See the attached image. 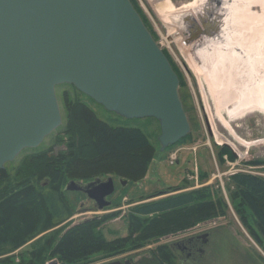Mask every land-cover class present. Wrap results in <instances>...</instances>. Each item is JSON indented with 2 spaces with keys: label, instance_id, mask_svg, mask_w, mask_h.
I'll list each match as a JSON object with an SVG mask.
<instances>
[{
  "label": "water",
  "instance_id": "obj_1",
  "mask_svg": "<svg viewBox=\"0 0 264 264\" xmlns=\"http://www.w3.org/2000/svg\"><path fill=\"white\" fill-rule=\"evenodd\" d=\"M178 22L194 40L189 14ZM62 84L126 120H156L160 151L190 132L178 75L131 0H0V170L60 127L55 88ZM64 189L98 212L115 186L108 175L71 179Z\"/></svg>",
  "mask_w": 264,
  "mask_h": 264
},
{
  "label": "rangeland",
  "instance_id": "obj_2",
  "mask_svg": "<svg viewBox=\"0 0 264 264\" xmlns=\"http://www.w3.org/2000/svg\"><path fill=\"white\" fill-rule=\"evenodd\" d=\"M131 1L180 79L179 94L191 126L190 132L176 144L160 151L158 142L160 129L158 122L153 118L126 120L106 111L71 85L56 86L55 94L62 115L60 127L47 136L38 147L22 150L12 162L7 163L5 169L9 174L26 156L46 151L47 158L44 161L32 160L40 183H46L48 165L53 166L56 159L71 154L72 138L68 133L62 132L66 120L64 97L69 101L85 102L97 116L111 125L126 124L141 128L154 146L155 154L143 179L136 182L126 180V183L121 185L120 180L113 176L115 190L108 197L111 204L102 211L82 210L79 205L84 203L83 196L79 193L66 192L65 198L73 209L72 217L67 220L61 213L60 216L51 218L49 221L51 227L35 235L13 252L0 256V264H38L39 257L35 254L46 239L54 236L53 243H56L68 228L88 222L87 220L96 221L91 228L94 234L104 241V248L101 243L99 246L101 250L94 251L98 249L95 247L84 248L80 252L83 254L70 264H102L113 260L124 261L128 257H132L135 264H264V240L255 226L254 217L241 202L237 189L230 180L231 175L235 173L264 178V143L245 148L216 117H212L214 132L225 138L233 148L228 144L227 150L224 149L223 143L217 144V139L207 122V113L201 108V104L203 107L204 104L197 82L183 61L182 51L180 52L181 47H184L181 41L185 38L181 22L176 20L165 24L155 11L159 0ZM169 1L178 10L172 16L180 17L187 12L179 8L192 0ZM172 31L177 38L175 40L169 37ZM207 104L209 107L208 101ZM229 120L237 137L247 142L264 138V115L261 112H249L244 117ZM232 151L236 154L234 159L229 156ZM84 152L89 155L88 148H85ZM174 153L176 161L169 164V156ZM99 178L105 179L106 176ZM201 189L207 193L203 196H200L201 192L194 193ZM188 192L194 193L195 202L204 199L216 201L217 218L206 224L195 223L181 234L144 243L135 240L136 224L139 220H144V217L134 214L133 209L136 206ZM74 196L79 198L81 196V199L75 200ZM218 201H221L222 205H219ZM202 233H208V242L202 246L203 254L195 261L187 260L185 254L179 251L174 252L176 257L170 258L162 249L163 245L174 244L189 235ZM257 236L259 240L256 239ZM90 250L92 252H89ZM50 263L64 264L58 262L57 256L49 257L42 264Z\"/></svg>",
  "mask_w": 264,
  "mask_h": 264
},
{
  "label": "trees",
  "instance_id": "obj_3",
  "mask_svg": "<svg viewBox=\"0 0 264 264\" xmlns=\"http://www.w3.org/2000/svg\"><path fill=\"white\" fill-rule=\"evenodd\" d=\"M63 103L66 120L62 132L71 136L73 149L71 154L56 159L55 165H48L46 183H40L32 164V160L44 161L46 151L26 156L10 174L5 168L0 170V256L13 252L51 227V218L61 213L64 218L72 216L73 209L65 198L64 188L68 180L89 181L111 175L136 182L146 176L154 157V146L141 128L111 125L83 101H69L64 97ZM85 148H88L89 155L84 152ZM229 156L235 158L232 152ZM230 180L241 202L254 217L255 226L264 240V178L235 173ZM199 192L200 196L207 193L202 189L194 193ZM194 193H181L136 206L134 214L144 217V220L136 224L135 240L144 243L184 232L195 223L216 219V201L204 199L195 202ZM218 203L222 205L221 201ZM94 224L95 220L73 225L56 243H53L54 236L46 239L35 254L39 257L38 264L55 256L58 262L70 264L83 254L80 252L84 248L101 250L100 243L104 248V241L91 228ZM256 239L259 240L258 236Z\"/></svg>",
  "mask_w": 264,
  "mask_h": 264
},
{
  "label": "bare ground",
  "instance_id": "obj_4",
  "mask_svg": "<svg viewBox=\"0 0 264 264\" xmlns=\"http://www.w3.org/2000/svg\"><path fill=\"white\" fill-rule=\"evenodd\" d=\"M197 1L184 4L179 10L188 12L200 4ZM156 6L155 11L165 24L179 21V16H172L177 9L169 0H159ZM218 23L211 37L189 43L185 35L181 41L185 48L180 49L183 61L197 82L217 144L232 147L214 132L212 117L243 147L264 143V138L247 142L237 137L229 120L249 112L264 115V0H228ZM169 37L177 39L174 32Z\"/></svg>",
  "mask_w": 264,
  "mask_h": 264
},
{
  "label": "flooded vegetation",
  "instance_id": "obj_5",
  "mask_svg": "<svg viewBox=\"0 0 264 264\" xmlns=\"http://www.w3.org/2000/svg\"><path fill=\"white\" fill-rule=\"evenodd\" d=\"M198 1L199 2L201 1L200 4L197 5V7L188 11L190 13L187 12V13H184L183 15L181 14L179 17V19H182V18L184 19L189 14V16L191 17L193 21L192 22L193 28H195L194 30L197 33H196V37L191 42H194L199 39H203L206 36L211 37V34H213V32L217 30V26H215V24L217 23L216 20L218 19V16L220 18L222 17V14L224 12V6L226 5V1L228 2V0L226 1L225 0H198ZM186 27H188V25H186ZM183 31H184V34L189 39L190 30L186 28ZM215 34L217 36L219 33L216 32ZM180 87H181V82L179 79V88ZM201 108L204 110V107L202 106V104H201ZM224 146H225L224 148H228V146L226 145ZM83 199H84L83 201L84 203H80L79 205L81 206V209L87 210V211L91 210L93 207L92 202L87 201L84 196H83ZM71 217L72 216L68 217L67 220L70 219ZM181 233H177V234H181ZM168 236H173V235H168ZM168 236H164V237H168ZM207 242H208V233H202L199 235H189L185 239H182L181 241L176 242L174 244L163 245L162 249L165 251V255L169 256L170 258L176 257L174 252L179 251L185 254V257L187 258V260L192 259L195 261L197 257L203 254L202 246L205 245ZM128 259H132V264H135L132 257H128Z\"/></svg>",
  "mask_w": 264,
  "mask_h": 264
},
{
  "label": "built area",
  "instance_id": "obj_6",
  "mask_svg": "<svg viewBox=\"0 0 264 264\" xmlns=\"http://www.w3.org/2000/svg\"><path fill=\"white\" fill-rule=\"evenodd\" d=\"M176 161V154H170L169 156V164H173Z\"/></svg>",
  "mask_w": 264,
  "mask_h": 264
},
{
  "label": "crops",
  "instance_id": "obj_7",
  "mask_svg": "<svg viewBox=\"0 0 264 264\" xmlns=\"http://www.w3.org/2000/svg\"><path fill=\"white\" fill-rule=\"evenodd\" d=\"M67 193H69V192H67ZM74 193H75V192H74ZM79 194H80V193H79ZM81 196H82V195H81ZM81 196H80V198L74 196V198H75V200H78V199H81Z\"/></svg>",
  "mask_w": 264,
  "mask_h": 264
}]
</instances>
